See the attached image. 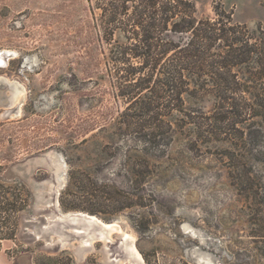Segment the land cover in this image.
Instances as JSON below:
<instances>
[{"label":"rangeland","instance_id":"374dc122","mask_svg":"<svg viewBox=\"0 0 264 264\" xmlns=\"http://www.w3.org/2000/svg\"><path fill=\"white\" fill-rule=\"evenodd\" d=\"M189 1L211 21L221 5L264 47V0ZM151 12L141 0H0V76L26 90L12 104L0 82V234L15 233L0 239V264H264V96L231 94L240 115L210 131L230 108L217 87L264 90V55L220 80L207 52L196 83L209 92L163 107L158 87H134L145 70L123 76L139 59L112 58L114 44L141 36L139 23L158 21ZM16 199L19 210L5 207ZM64 212L120 230L100 237Z\"/></svg>","mask_w":264,"mask_h":264},{"label":"trees","instance_id":"16d2710c","mask_svg":"<svg viewBox=\"0 0 264 264\" xmlns=\"http://www.w3.org/2000/svg\"><path fill=\"white\" fill-rule=\"evenodd\" d=\"M141 1L145 3V7L154 9L151 15L153 17L157 15L158 21L150 20L146 23H139L140 30L136 34L140 33L141 36L125 45L121 42L114 44L112 58L125 63L126 56L129 54L139 59V65L125 66L123 76L130 79L137 72L145 70L147 75L138 78L134 87L149 90L155 87L154 92L156 93L159 88L161 97L165 98L162 102L163 107H169L172 104L180 111L186 98L189 101H196L199 98L197 93L209 92L203 87L200 88L196 83L205 74L201 67L205 63L207 52L214 50L216 58L219 57L212 59L210 65L219 64L223 68L221 72L216 73V78L220 80L234 77L235 73H231L233 66H241L244 70V66L255 63L256 58L264 55L263 44L255 46L248 43L244 38L247 34L242 31L245 28L244 25L232 23L231 13L225 11L221 5L215 7L216 17L211 21L209 17L198 18L196 7L189 0ZM155 31L158 33L156 36L153 35ZM167 32L172 33L173 36L186 34L188 36L183 41L174 40L165 34ZM154 73L156 74L155 79L153 78ZM236 91H245L253 97L264 96L263 89L259 91L250 90L247 87H217L213 93L214 97L218 101L228 103L230 108L220 113L222 115L214 117L211 132L220 129L216 123L226 116L236 120L240 115L238 102L231 95ZM140 104L138 109L141 114L139 115L149 114L150 103L146 100ZM17 201L18 199L4 205L11 210H19L20 206L16 205ZM19 202H23V206L26 205L21 196ZM14 236V232H7L0 234V239L15 238Z\"/></svg>","mask_w":264,"mask_h":264},{"label":"bare ground","instance_id":"6f19581e","mask_svg":"<svg viewBox=\"0 0 264 264\" xmlns=\"http://www.w3.org/2000/svg\"><path fill=\"white\" fill-rule=\"evenodd\" d=\"M4 63H5L4 57L2 56V53H0V65H3ZM0 82L5 84L8 89H9V86H10V91H11L10 103H12V104L15 103V104L21 105L22 101H23V99L25 97V91H26L25 87L21 83L16 82V81H10V80H7L6 78H4V80H3L1 78V76H0ZM18 114H20V110H18ZM49 155L52 158L54 157V154L52 152L49 153ZM55 160H57V159H55ZM63 183H64V180H63V178H61V181L59 182V184H57V182H56V184H57L56 187L57 188L55 187L52 191L58 192L59 188L63 185ZM61 217H63V218L67 217L69 219L71 218L72 220H75L74 223H76V221L85 220V221H87V225L86 226H88V223L97 224L98 227H97L96 231L100 233V235H99L100 237L102 236V233L106 234V235H110L113 231L120 230L119 224L116 221L103 222V221L99 220L98 218H96L94 215H87L84 212H69V213L68 212H64V214ZM90 224H89V226H90ZM83 226H85V225H83ZM94 227H93V229H94ZM93 229L91 231H89V229H88L87 231L92 232ZM96 231H94V232H96ZM94 232H92V233H94ZM94 234H90V233L86 234L87 240L89 242L93 241L94 238L97 237ZM123 239H124L123 242L125 243V246L127 248V251L129 253V255H131L132 257L134 256L136 258H139V260H141L142 257H141V255L139 254L138 250L136 249V247L134 245V236L131 233L124 232L123 233Z\"/></svg>","mask_w":264,"mask_h":264},{"label":"water","instance_id":"95a60500","mask_svg":"<svg viewBox=\"0 0 264 264\" xmlns=\"http://www.w3.org/2000/svg\"><path fill=\"white\" fill-rule=\"evenodd\" d=\"M85 214H87V213H85ZM87 215H91V214H87Z\"/></svg>","mask_w":264,"mask_h":264}]
</instances>
